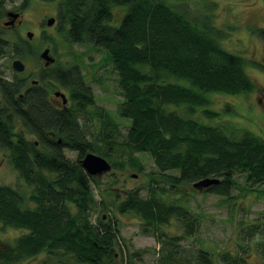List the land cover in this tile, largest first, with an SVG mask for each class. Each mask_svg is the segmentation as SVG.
I'll return each instance as SVG.
<instances>
[{
	"label": "trees",
	"instance_id": "obj_1",
	"mask_svg": "<svg viewBox=\"0 0 264 264\" xmlns=\"http://www.w3.org/2000/svg\"><path fill=\"white\" fill-rule=\"evenodd\" d=\"M27 3L22 0V7ZM115 6H126L118 26L108 24ZM56 20L58 31L66 27L68 42L89 43L106 52L123 97L118 114L129 120L122 140L117 142L130 152L148 153L171 191L187 184L197 191L227 197L237 186L238 173L250 185L246 190L264 183V139L247 130L238 135L225 133L194 118L197 112L208 118L218 116L205 107L208 93L237 95L255 88L245 71L246 59L222 47L224 33L214 26L211 15L188 17L169 0H57ZM254 32L264 40V28ZM14 53L18 57L30 55L26 47ZM75 64L42 69L41 81L24 91L22 98L14 97L24 88L18 76L13 75L2 88L0 147L9 151L10 162L28 190L0 184V224L21 230L11 243L0 239V264H16L40 253L71 256L81 264H115L113 251L121 247L117 223L102 215L92 220L94 206L101 204L102 210L106 206L97 202L93 191L100 183L83 170L80 159L93 152L116 168L118 162L110 149L119 132L110 115L97 108L104 135L88 138L84 133L79 119L95 98ZM48 80L70 89V105L56 108L50 104L41 85ZM197 107L201 111H196ZM201 114H197L199 118ZM15 117L38 144L14 130ZM46 133H54L61 141L46 140ZM63 148L76 151L77 158H67ZM131 164L141 168L137 160ZM204 178L218 182L205 188L193 186ZM117 181L113 175L111 183ZM150 182L147 196L139 189H125L121 198L115 194L117 202L112 204L120 213L139 216L144 231L156 235L159 244L164 241L160 261L214 264L212 253L201 247L194 252L192 263L182 257L176 248L184 236L157 234L158 227L172 217L180 219L187 235L195 231L200 220L190 214L188 206L176 202L177 198H164L157 179ZM143 252H128L120 264L140 260ZM220 257L228 264H247L229 252Z\"/></svg>",
	"mask_w": 264,
	"mask_h": 264
},
{
	"label": "rangeland",
	"instance_id": "obj_2",
	"mask_svg": "<svg viewBox=\"0 0 264 264\" xmlns=\"http://www.w3.org/2000/svg\"><path fill=\"white\" fill-rule=\"evenodd\" d=\"M169 1L181 11H185L188 17L211 15L214 26L224 33L220 44L228 51L246 59L245 71L255 85L251 92L237 95L208 93L209 102L205 107L218 112V116L208 118L197 112L194 118L205 124L220 127L225 133L230 131L238 135L247 130L264 139V40L254 32L256 28H264V0ZM1 8L0 33L3 38L18 43L20 47H26L30 52V55L16 57L11 51V45V50L0 59L5 76H12L13 71L9 69H12L11 61L16 57L25 65L23 72L18 74L22 77L30 74L29 81L39 80L41 70L45 67L40 54L45 48H49L50 55L55 57L54 65L66 64L71 67L73 63H78L81 74L92 89L94 104L89 106L88 111L86 110L79 119L87 137L104 135V128L96 115L97 108L105 110L117 124L118 139L110 150L118 165L95 176L100 185L99 189L94 188L93 191L97 202L103 201L106 209L102 210L99 208L101 204H96L91 213L92 220L102 215L117 223L121 247L117 246L113 251L115 264H120L122 257L128 252L142 250L145 252L140 255V260H133L132 264H167L160 261L164 241L159 244L156 235L144 231L139 216L132 212L120 213L115 204H112L115 194L121 198L125 189H139L141 195L147 196L151 178L159 181L156 184L164 190V198H177L176 202L188 206L190 214L193 217L198 216L200 220L190 235L186 234L180 219L175 217L157 229V234L164 232L166 236H184L176 248L182 257L190 258L192 263L194 252L201 247L212 253L214 264H228L220 257V254L225 252L244 258L247 264H264V183L246 190L250 185L245 182L243 174L238 173L235 175L237 186L232 188L231 195L227 197L197 191L187 184L179 185L177 192L171 191L158 176L153 159L148 153L130 152L127 147L117 142L122 140L129 120L118 114V104L123 97L117 85V74L109 63L106 52L89 43L68 42L65 36L66 27L58 31L57 20L52 26L45 24L48 17L56 18L57 0H28L24 7L22 0H4ZM125 11L126 6L113 7V17L108 24L118 26ZM9 12L18 13L19 17L16 18L15 26L3 27L2 22L11 19L7 16ZM27 32L33 33L32 38L27 37ZM43 82V86L51 92L60 90L66 94V88L59 83L54 82V85H51L49 80ZM53 101L57 104L55 99ZM196 111H201V108L197 107ZM179 112L183 113L182 109ZM197 114H201L202 118ZM21 128L28 140H36L33 135L27 134L20 120L15 119L14 130L20 131ZM63 153L70 160L77 158V152L68 148H63ZM132 160H137L141 168L132 167ZM175 172L170 171L173 174ZM134 174L136 176H133ZM113 175L118 179L114 184L111 183ZM0 184L10 185L25 192L28 190L27 184L10 162L9 151L3 148H0ZM20 234V229L0 224V239L3 241L11 243ZM60 260L63 264H81L71 256L54 257L45 253L26 258L16 264H61Z\"/></svg>",
	"mask_w": 264,
	"mask_h": 264
},
{
	"label": "flooded vegetation",
	"instance_id": "obj_3",
	"mask_svg": "<svg viewBox=\"0 0 264 264\" xmlns=\"http://www.w3.org/2000/svg\"><path fill=\"white\" fill-rule=\"evenodd\" d=\"M2 7V6H1ZM2 10V8H0V11ZM7 16H8V13H7ZM19 17V16H18ZM16 21H17V19L12 23V24H9V25H5L4 23L5 22H7V21H3L2 23H3V27H11V26H15V24H16ZM0 44L2 45V47H1V51H0V53H1V55H0V59L3 57V56H5V55H7L6 53H7V51L10 49L11 50V48H10V46L12 45V53L13 52H15L18 48H22V47H20V46H18V43H16V42H11L10 40H7V39H5V38H3V36H2V34L0 33ZM50 51V50H49ZM16 57H18L17 55H15ZM14 58V59H12V61H11V68L13 69V67H12V62L14 61V60H17L18 58ZM22 62V61H21ZM23 63V62H22ZM53 63H55V57H54V61L52 62V63H49V64H46L45 63V61H44V69L45 68H49V67H54L55 65L53 64ZM73 65H77V64H74L73 63ZM62 67H67V65L65 64V65H62ZM12 69H9V70H11V71H13V73H12V76L10 77V75L9 76H5V74H4V70L3 69H1V66H0V106H2L3 105V99H5L4 98V92H3V90H2V88H5V83L6 82H8V83H10L11 81H12V77H13V75H16V76H18L19 78H21L23 81L22 82H24V88L22 89V91L23 92H20V93H18V94H16V95H14V97H18V98H22L23 96H24V91H26L27 89H29L30 88V86L32 85V84H36V83H38L39 81L38 80H36V79H34V80H31V81H29V78H30V74H27L26 76H24V77H22L21 75H19L18 73H21V72H23V71H16V70H12ZM24 69H25V65H24ZM53 81H49V83L51 84V85H54V82L52 83ZM58 83V82H57ZM41 85L43 86V82L41 83ZM44 87V86H43ZM64 87V86H63ZM64 88H66V94H64L62 91H60V90H53L52 92H51V90H49L48 88H46V87H44V89H46L47 90V99H48V101L50 102V104H52L54 107H56V108H60V107H62V106H65V105H70V89H68L67 87H64ZM56 91H60L61 93H63L64 95H65V98H66V102L65 103H63V101H62V98L59 96V95H55V92ZM56 100L57 101V104L53 101V100ZM15 119H19L20 120V122H21V119L20 118H18V117H15L13 120H15ZM13 124H14V122H13ZM21 124H22V122H21ZM23 126V125H22ZM22 130H23V128H21L20 129V131L22 132ZM19 132V131H18ZM44 138L46 139V140H51V141H55V140H58L57 142H60L61 141V139L60 138H58V137H55V134L54 133H52V134H49V133H46V134H44ZM35 141V140H34ZM35 143L36 144H38V140H36L35 141ZM1 148V147H0ZM4 149V148H3ZM6 150V149H5Z\"/></svg>",
	"mask_w": 264,
	"mask_h": 264
},
{
	"label": "water",
	"instance_id": "obj_4",
	"mask_svg": "<svg viewBox=\"0 0 264 264\" xmlns=\"http://www.w3.org/2000/svg\"><path fill=\"white\" fill-rule=\"evenodd\" d=\"M8 16L11 18L9 21L5 22V25L12 24L15 19L19 16L18 13L9 12ZM56 21L55 17H48L45 21V24L47 26H52ZM33 33L27 32V37L30 39L32 38ZM40 58L45 61L46 64L52 63L54 61V57L50 55L49 48H45L41 54ZM12 67L16 71H23L24 70V64L20 60H14L12 62ZM55 95H59L62 98L63 103L66 102L65 95L61 93L60 91H56ZM80 164L83 170L90 175V176H96L99 174H102L104 172H108L112 166L111 163L101 155L95 154L93 152H87L84 154V156L80 159ZM133 176H136L135 174ZM218 179L216 178H204L199 181H196L193 183V186L196 188H205L210 186L211 184L217 183Z\"/></svg>",
	"mask_w": 264,
	"mask_h": 264
}]
</instances>
